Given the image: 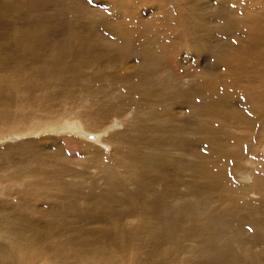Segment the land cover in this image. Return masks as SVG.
Returning a JSON list of instances; mask_svg holds the SVG:
<instances>
[{"label": "rangeland", "instance_id": "rangeland-1", "mask_svg": "<svg viewBox=\"0 0 264 264\" xmlns=\"http://www.w3.org/2000/svg\"><path fill=\"white\" fill-rule=\"evenodd\" d=\"M88 4L104 7L110 1ZM44 5L38 27L33 23L39 21L37 16L27 19L13 12L12 22L0 28V85L16 82L28 87L32 97L23 100L25 121L0 135V191L8 195L0 200L15 204L14 211L2 212L0 227L16 234L0 238V247L9 251L15 244H31L38 251L30 260L24 258L29 264H102L97 259L101 254L115 264H264V128L256 120L227 126L221 114L212 117L200 107L205 89L216 88L214 97L224 92L229 98L222 111L229 118L242 114L247 91L264 92V0H157L140 5L138 15L126 23L140 24V31L152 35L160 32V41L175 42L167 54L166 46L155 42L166 55H160L150 72L142 67L146 49L136 48L135 39L125 34L114 35V44L99 57L83 58L78 44L92 30L81 25L92 27L96 18L77 24L71 0ZM65 7L74 11L72 18L60 13ZM48 12L52 18H47ZM107 13L105 22L111 18ZM251 15L259 17L260 29L254 35L243 30L253 24ZM55 23L62 29L40 34L44 24ZM20 26L33 33L32 40L50 43L35 51L37 63L15 46L26 36L13 31ZM247 41H254L250 48L258 49V57L255 51H238ZM55 45L64 52L58 66L77 79L72 88L55 78L39 79L38 87L14 80L29 81L21 70L49 67V48ZM230 52L232 60L216 61ZM134 83L154 98L148 101L134 93ZM193 89L196 102L191 106L178 100L191 96ZM44 92L49 98L42 97ZM62 92L72 95L62 99ZM196 103L199 111L192 114ZM118 104L119 115H110L101 125L89 129L82 121L85 111L96 113ZM64 124L77 134L60 128ZM218 132L224 153L215 145L207 149ZM152 150L162 161L163 173L157 165L145 164L138 165L136 173L134 162ZM103 161L109 162L108 170ZM163 201L183 204V218L162 226L163 213L173 220L178 212Z\"/></svg>", "mask_w": 264, "mask_h": 264}, {"label": "bare ground", "instance_id": "bare-ground-1", "mask_svg": "<svg viewBox=\"0 0 264 264\" xmlns=\"http://www.w3.org/2000/svg\"><path fill=\"white\" fill-rule=\"evenodd\" d=\"M49 1L50 0H0V28L5 27V26L7 27L9 25V23L12 22V18L9 16V13H13V12L17 13L19 15V17L23 16L24 18H27V19H33L35 16H37L38 20H39V16H40L39 9H41L42 7L46 8L44 3L47 6ZM71 1H72V5L74 7H76L75 8L76 10H75V13H74V17L76 19H79L78 21H76L77 24H79V23H81L83 21H87V20L91 21V20L96 18V22L92 25V27H89V26H87L85 24L81 25V26H83L82 28L85 29V30H88V29L92 30L90 32H87L86 36H84V37H82L80 39V41H82V42L79 41V44H78V50L80 52V55L83 58H89V57L97 58V57H99L100 54L105 53V48H107L108 46H111L112 44H114V40H112V39L116 38V37L112 38L114 35L117 36V37L118 36L120 37L121 34H125V35L131 37L130 40H132V38L135 39V42L134 41L133 42H134V46H136V48L139 47L140 50H141V47H143L144 49H146V53L144 54V62H145L146 65H144L142 67L146 71L150 72L151 69H152V65H157V63L159 61V58H160V55L165 56L171 50V48H174V46H175V42L173 40H168L169 42L160 41V38H161L160 32H158L157 35H154V34L152 35V34H149V32L146 31L144 28L140 31V29H138V27L141 26L140 24H136L134 26H131V25H128L126 23L128 18H130V17L132 18V17L138 15V13H139L138 7L140 5H144L145 3H153V2H155L157 0H109L110 1V6H104V7L103 6L102 7L97 6V7H94V8H91L89 6L88 3H89L90 0H88V1L87 0H71ZM161 1L164 2L165 0H161ZM182 1H185V0H182ZM86 2H88V3L86 4ZM111 6H114V8H112ZM66 7H68V6H66ZM66 7L63 8L62 11H60V13L64 14L63 15L64 17H65V15H67L66 13H69V16L68 15L67 16L72 18L73 16L70 15V14H73L74 11H72V10L68 11ZM107 10L109 11V13L111 15V18L107 22H105L108 19L107 15H106V13L108 12ZM221 10H224V9H221ZM49 11L54 14V11H51V10H49ZM140 12H141V10H140ZM37 13H39V14L36 15ZM51 13L48 12V17L47 18H52L51 17L52 16ZM109 13H107V14H109ZM249 13L247 12V15ZM219 14H221V13H219ZM219 14L217 13L215 16H217ZM251 16H253V15H251ZM64 17L61 19L62 22H65L67 20V18L64 19ZM42 18L45 21V18L43 16H42ZM40 22L41 21L39 20L38 22H33V23H35V25L38 27ZM251 22L253 24L251 26H248L246 24V27L243 30L247 31L248 34L254 35L260 29V27H259V17L257 16V17L252 18ZM59 25H61V24H59ZM59 25H57L56 23L53 24V25H50V26L44 24V26L46 28L41 30L40 34L42 36H44L48 32H53L50 29H53V30L57 29V31L61 30L62 26H59ZM68 25H69V23H68ZM98 25H100L102 27L101 30H104V32H102V33H104L108 37L103 35L100 32V30L97 28ZM6 27H5V29H6ZM28 28H30L32 30H35V26H32V25H30ZM229 28L231 29V27H229ZM13 31L14 32H25L26 33L24 41L16 44L15 46L22 54L27 56L28 60H29V58L33 59L32 61L29 60L31 63L39 62L40 56L37 57L36 54H35V51H37L38 48L41 45H44L45 48H47L48 47L47 45L50 44V43H46L44 41L43 37H42L43 39H41V40H43L44 42H41V41L38 42L37 38L32 40V38L34 36L33 33H30V31L26 30V28H24V29L21 28V26L19 28L15 27L13 29ZM90 36H93V40L94 41L90 40V38H89ZM139 37L141 39H143V40L140 41ZM127 39H129V38H127ZM57 42H58V40H57ZM155 42H159V45L162 44L163 46H166V47H164L166 54L158 47L159 45L158 46L155 45ZM251 43H254V41L245 42V44L243 46L238 47L239 48L238 51L241 52V54H243V55H244V53L246 51H255L256 52V50H258V49L250 48V47L255 46V45H253ZM122 44H124V42ZM124 46H126V45H124ZM256 47L260 48L258 46H256ZM62 51H63V47L60 46V45H55L53 48H49V54H51V56H50L51 65L49 67L40 68V69H32L30 72H27L25 70H21L22 73H24L25 77L29 79V81L23 82V81H19L18 79H14V80L18 81L22 86L25 85L24 83H26V84L30 83V85L33 83V87H38L39 84L36 81H38L39 79H41V78H47V79L55 78V79L60 80V82L65 87L72 88L77 82V79L73 77V75H75V74H73L72 72L69 71V74L71 75L70 76L64 71V68L61 69L59 67L61 65L58 66V61H60L61 57L64 55V52L61 54ZM120 53L118 54L119 57L122 56V54H120ZM232 56H233V54H231V52H230V54H226L225 53L223 55L218 56L216 58V61L219 62V61H225V60H232ZM257 57H258V53H257ZM244 68L245 67L243 66V69ZM243 69H241V70H243ZM17 74L19 75L20 72H18ZM126 82L129 83V84L131 83L128 80ZM127 83H125V84H127ZM138 84H140V83H138ZM129 87H131V86H129ZM132 88H133L132 89L133 92L135 91L134 93L140 94L144 99H146L148 101H150L151 99L154 98L153 93L150 90H146L143 86H139V85L134 83ZM215 89L216 88H213L211 91H209V89L206 88L205 89V94L201 98V102H204L205 104H200V107H201V110L204 109V113L205 114H209L212 117H217L219 114H221V117L224 118V120L227 123V126H228V123H230L233 126L237 125L238 127H240L241 125L251 124L254 120H256V122L261 124L262 128H264V92L263 91L258 89L259 92H257V90H256L257 88L256 89H252L250 91H247L250 94L246 97V101H245L246 102V108H244L242 114H240V113H238L236 115L233 114L235 117L234 116H229V118H228L225 115H223L222 111H223V106H225L224 103L229 98L226 99L225 96L227 94H223L224 92L221 93L223 96L219 95L217 97H214L212 92ZM216 91H217V89H216ZM177 93L183 94V93H180V92H177ZM226 93H227V91H226ZM216 94H218V93L216 92L215 95ZM71 95H72L71 92H62L59 95V97L62 98V99H68V98L71 97ZM185 96L190 101L184 99ZM185 96H183V97L179 96L180 98L178 96L177 97L179 98L178 100H180V101H181V99L185 100L186 103L189 104V106H191L190 102L192 100L196 102V100H195L196 99L195 98L196 97V93H195L194 89H193V92H191V96H189V95H185ZM42 97L49 98V93H45L44 92L42 94ZM24 99H25V102L27 100H29V99H32L31 90L28 89V87L21 88L16 82H13V81H10L9 84L7 85V87H4V86L0 85V135L2 134L3 130H9V129L12 128L11 126H18V125H20L21 123H23L25 121L24 110H26L27 105L24 104V102H23ZM230 99H235V97L232 95V97H230ZM118 100H120V99H118ZM119 104L118 105H114L113 107L109 108L108 110L103 108L102 110L97 111L96 113H90L88 111H85L82 114V117H83L82 121L85 123V125L89 129H90L91 126H94L96 124H100L101 125V124H103L105 122V120L107 118L111 117L110 115H116V116L119 115V110H120ZM198 104H199V101H198ZM198 104H197V107H198ZM201 105H203V108H202ZM189 106H188V108H189ZM192 107H194V104L192 105ZM197 107H194V108H191V109L189 108L190 112L192 114H196L199 111V107L198 108ZM85 109H87V108H85ZM79 113H77L75 115L78 116ZM236 117H238V118H236ZM230 120H232L233 123H231ZM51 125L52 124L50 123L49 127H51ZM229 126H231V125H229ZM37 127H40V125H38ZM61 127H64L63 128L64 131H68V132H71V133L73 132L72 130H75L74 127L71 128V126L69 124H64V126L61 125L60 128ZM242 127H244V126H242ZM221 132L223 133V136H225L227 139H229V137L222 130V128H221ZM218 133L219 134H215L213 136V140H212V142L210 144L211 146L207 147V149H211L212 146L215 145L216 151L223 152L222 143L220 142V132H218ZM74 134H77V133L73 132V135ZM109 137H111L112 140L115 139L114 136H109ZM119 137L121 138V136H119ZM120 138H119V140H120ZM117 140H118V138H117ZM192 145H194V144H192ZM195 146H196V144H195ZM195 151L196 150H194L192 152V154L195 157H197ZM207 153H209V151H207ZM163 161H165V160H163ZM108 163L109 162H106V161L101 162V164L103 165V167L106 170H108ZM142 164L148 165V167L157 165L155 167H159V169L161 170L160 173H163V171H164V167H163L161 159L159 158L158 154H156L153 150L149 151V153L144 154L142 156L140 162H134L133 167L136 169V173H138L140 171L138 165H142ZM204 172L206 174L208 172V170L204 169ZM238 187L242 188V186L241 187L238 186ZM0 197L6 199L8 197V195L6 193H3V192L0 191ZM160 197H161V195H159V198ZM159 200H162V198L159 199ZM153 203H156V201H153L152 205H153ZM163 203H165V202L163 201ZM165 204H167V203H165ZM167 205H169V209L170 210H178V212H176V216H175L176 218L173 219V220H169V214L163 213V219H165L166 221H160L162 226H170V221H173V223L174 222L177 223V219H182L183 218V217H181V207H182L183 204L174 203V204H167ZM14 206H15V204H13L11 202H8L6 200H0V226L4 222V216H3L2 212H4V211H14L13 210ZM188 213H186V214H188ZM193 214L195 215V213H193ZM188 215H190V213ZM195 217H196V215H195ZM203 217H204V214H203ZM190 219L192 220L193 218H190ZM184 220L186 221L185 218H184ZM45 227L46 226H44V228ZM52 227H54V224H53ZM36 228H38V226ZM179 229H181L180 226H179ZM37 233H38V231H37ZM14 235H16V234H15V232L13 230L7 232V231H4L0 227V238H5V239L9 240ZM38 238L36 240H38ZM41 238L43 239L42 234H41ZM44 238H45V236H44ZM55 238L56 237H54V240L53 239H51V240H53V242H54L56 240ZM85 242H87V241H85ZM66 244H67V241H66ZM86 244L89 245V242H87ZM28 245L29 246H27V243H26V245L21 247L20 245L15 244L14 246L12 245L13 247H11L12 249L9 250V251H5V250L8 249L7 247H4V246L0 247V264H29L31 261L25 262L24 258L26 257L27 261L30 260L31 258H33V256L37 253L38 250L35 251L34 249H31V246H30L31 244H28ZM81 247H83V250H84V248H86L85 245L81 246ZM83 250H82V252H84ZM40 255H41L40 258L43 259L42 253H40ZM18 256H19V258H18ZM97 257H98L97 259H99V261L102 264H115V262H113V261H111V259H109V256L101 254V255H99ZM110 257L112 258L113 256H110ZM233 262L234 261H232L231 264Z\"/></svg>", "mask_w": 264, "mask_h": 264}]
</instances>
